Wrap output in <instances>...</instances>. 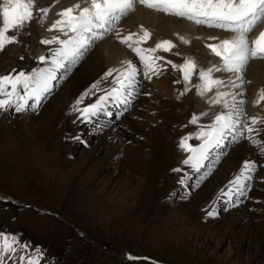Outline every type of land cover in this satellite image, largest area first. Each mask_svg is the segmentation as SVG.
<instances>
[{
    "label": "rangeland",
    "instance_id": "obj_1",
    "mask_svg": "<svg viewBox=\"0 0 264 264\" xmlns=\"http://www.w3.org/2000/svg\"><path fill=\"white\" fill-rule=\"evenodd\" d=\"M29 28L30 26L26 25L22 29H16L17 31L14 30L9 33V35L17 37V42L7 44L5 48L0 50V53H2L0 55V63H4L0 74L5 75L13 70H16V72L21 70L30 72L33 68L41 66L42 62L35 58L36 53H38L36 51L42 46L39 40L41 37L37 36L35 44L33 43L34 40L32 42L27 41L33 32V29ZM14 32L17 33L14 34ZM38 34L40 35L41 33ZM21 36H24V38ZM107 37L104 36L101 40H105ZM98 44L99 42L94 43L87 52L93 51L98 54L102 50L100 48L101 44ZM29 51L31 52L29 53ZM85 61L86 57L84 56L73 68H78ZM71 75L72 72L64 75L61 83L56 85V89L48 96L46 101L50 98L54 101L61 92L63 94L59 96L58 100H62L64 103L67 101L66 97H68L67 92H69L68 86L69 82H71ZM230 76L227 75L228 78ZM147 82L150 83L148 80ZM244 84L242 87L247 89L251 83L247 82V84ZM61 88H64V90L60 91ZM147 88L150 90V87ZM159 91L161 92L159 87L152 90L155 95H159L158 98H155L157 101L151 102L155 104V107H160L159 100H161L160 95L162 93L160 94ZM242 91H245V89H237L235 93H242ZM187 94H192V92ZM194 95L193 99L189 100V105L186 104L188 105V110L190 105L196 111L197 109L205 110L206 104L202 100L197 99V95ZM245 95H238V97ZM92 97L89 99H92ZM140 98L142 99L141 96ZM151 103L150 105L153 106L154 104ZM177 108H174V114L178 113ZM12 112L13 108L0 110V194L13 196L29 205L0 202V221L3 220L4 225L11 223L14 226L24 218L34 217L33 223L26 224V227H24L26 228L24 238H27V241L28 236H30V239H34L35 242L31 244L35 247L39 238L47 240V252L50 254L46 257L44 264H51L54 260L56 255H51V253L60 254L61 252L74 264H150L144 260L136 262L126 261L122 259L121 255L123 253L138 257H151L165 264H186L183 260L174 261L173 259L175 257L173 249L179 245L184 237H186L189 251L201 250L207 256L217 259L218 264H264V183L258 185L262 189L255 190V194L253 193V188L255 189L252 186L253 183L249 184L250 188L246 189L249 195L254 194L256 197H260L261 203H256L250 199L246 200V195H240L238 198L235 195V199L230 201L221 199L218 201L216 214L203 221L204 215L202 212L209 209L205 206V202L213 196L217 189L215 188L216 190L205 200L202 197L204 190L213 184L214 179L221 177L218 175L222 172L220 166L226 154L232 151L237 144H241L243 141L249 142L247 137H245V140L238 141V132L234 133L236 138L231 139L230 137L229 140L232 144H229L230 146L225 152L222 150L225 154L223 153L212 172L198 185L188 184L186 189L181 184L176 191L170 192V188H167L164 192L165 188H162L164 181L162 179L155 187L152 186L153 188L151 189H149L151 187L150 184L145 187L141 186L140 173L137 174V172L144 167L145 163H148L149 149L146 144H135L127 140L124 145L132 146V153L136 152V155L125 154V149H122L120 155L115 157L116 148L118 149V142L115 136H112L111 139L109 138L102 148L95 149L92 157L87 161L79 149L73 152L74 155L72 157L69 155L70 152H67L66 147H64V143L68 141L66 140L68 130L64 129L58 133L57 130L60 127L58 126L53 135H49L41 143L32 146L31 152L28 151L27 153L29 159L24 161L18 155L20 148L17 146L16 138L20 137V135L16 136L11 128ZM132 115L130 117L126 116L124 119L122 115L118 118V122L114 121L111 123L116 127V134L121 131L120 127L127 129L129 121L134 119ZM147 115L156 116L157 112L155 109L154 111L149 109L147 110ZM138 120L140 121V118ZM157 122L160 121L158 120ZM67 125L71 126V119H69ZM123 125L127 126L124 127ZM154 125L155 122H149V127L144 126L143 130L147 131L150 128L152 131L155 128ZM142 127L143 125L140 126V128ZM25 128L30 130L29 135L32 137L33 129L26 126ZM25 128L19 126V132L24 134ZM95 128L97 130L92 135V138L88 140L90 144H85L84 148H89L101 134L102 127L96 126ZM86 129H83L84 133L82 135L88 133L86 131L90 129V126ZM128 131L130 132V130ZM161 134L163 135H161L160 139L168 136V133L165 132ZM140 138L142 140L145 139L143 136H140ZM157 139L156 141H159ZM259 141L261 142L260 146H262L264 140ZM251 144L247 145L250 146ZM226 145L228 146V143ZM172 146L175 150L177 147L175 141H173ZM251 146L254 145L252 144ZM254 149L257 150V148ZM261 153H264V151L259 152V155ZM137 157L141 158L137 159ZM176 157L174 156L175 161L178 159ZM104 160H106V165ZM149 161V163H152L151 160ZM126 163L128 164L126 165ZM119 164L120 166H118ZM159 166L165 167V163L163 162ZM170 168V166L165 168L166 170L161 174L163 178V175L167 173L168 177L166 176V179L168 182H171L174 178ZM261 169L264 168L261 167ZM260 175L264 176V173ZM81 176L84 182L79 187L84 192L89 184L94 183L97 185L95 187L97 196H102L107 204L108 215L106 219L100 220L101 218L97 212L92 210L88 204H85L84 197L79 194H76L65 204H58L57 195L66 186L67 177L75 179ZM203 186H205L204 189ZM168 192L171 193L169 205H166L167 202L161 200L162 202L158 201V208L156 209L157 202H154V197L159 196L160 198L159 194H168ZM183 195L186 196L185 201L182 199ZM162 206L164 211L158 212ZM250 206H254V208ZM37 208L54 212L58 216L54 217L46 214ZM233 209H235L234 213H232ZM212 210L215 211V208ZM221 213L224 214L221 215ZM231 216L237 221H229V223L228 219H231ZM239 219L241 220L239 221ZM189 222L188 228L192 229H190V233L186 232L185 229L186 224ZM28 229H31L30 232L34 236L31 235ZM77 229L81 231L84 235L83 237H78ZM214 232H216L215 235L213 234ZM33 253L34 250H32ZM175 258L178 259L177 257Z\"/></svg>",
    "mask_w": 264,
    "mask_h": 264
},
{
    "label": "snow or ice",
    "instance_id": "obj_2",
    "mask_svg": "<svg viewBox=\"0 0 264 264\" xmlns=\"http://www.w3.org/2000/svg\"><path fill=\"white\" fill-rule=\"evenodd\" d=\"M139 4L157 13L184 19L191 25L204 26L207 28L220 29L231 33V36L219 39L217 43L207 44L206 47L211 54L219 58L218 63L207 68H199L191 57H185L183 63L177 65L171 60L173 70L182 74L184 89L180 95L190 91V84L193 75L198 77L195 84L196 94L205 97L214 93L207 100L209 105H220L222 111L215 115L208 125H198L201 116L193 114L189 124L198 125L194 132L187 133L179 139L178 147L185 153H189L182 161L185 165L199 169L203 162L208 159L210 150L219 147L224 140L234 133L243 135L244 131L249 133L247 139L250 143L260 144L251 134L254 125L261 122L260 117H252L251 125L242 117L244 116V100H238V95L231 89L240 88L245 81L241 73L250 60L264 59V30H261L255 38L248 39V34L262 20H264V0H77L76 3L58 11L56 19L49 25L47 31L56 32L50 39H42L44 45H55L50 48L47 54L37 59L45 66L33 68L30 72L13 70L5 75H0V110L15 108L17 112L23 111L29 100L35 101L36 106L42 97L52 88V82L57 79V72L61 69L69 71L77 64L90 46L96 41L103 39L105 35L112 33L115 24L126 17L134 7ZM34 10L41 13L39 22L46 19L49 8L35 9V0H3L0 3V50L7 44L17 42V37L9 35L16 29H22L34 19ZM177 39L183 44H189L190 40L185 35L175 33ZM151 37V32L140 27L138 32H130L123 37L116 33V39L124 44L134 53L133 60H123L120 67L109 69L102 77L107 80L112 77L111 86L101 89L102 81L92 84L89 89L81 94L75 102L73 111L77 112L79 118L90 121L101 113L112 115L106 112L107 105L112 102L128 105L131 99L139 93L137 77L142 66L143 76L151 79L160 75L163 65L159 62L164 57L157 55L158 51L170 52L176 47L172 40L163 39L158 41L154 47H143ZM217 40V37H208ZM214 73H232L233 77L225 80L216 77ZM115 74V75H114ZM177 80L176 83H180ZM103 92L95 101L86 106L80 107L84 99L95 92ZM264 101V89H260L254 104ZM198 140V146H193L189 141ZM264 151V147H261ZM179 171V169H173ZM255 167L250 161H245L234 178L229 181L227 191L221 190L220 195L232 198L236 195H246L245 189L250 188L247 183L252 179ZM214 211H208V216H213ZM17 247L21 250L28 247L27 244H20L15 236L0 233V252H16ZM125 259L130 262L140 260L150 261L149 257H137L125 254ZM41 251L34 250L33 254L19 256L20 264H40ZM151 264H157L151 261Z\"/></svg>",
    "mask_w": 264,
    "mask_h": 264
},
{
    "label": "bare ground",
    "instance_id": "obj_3",
    "mask_svg": "<svg viewBox=\"0 0 264 264\" xmlns=\"http://www.w3.org/2000/svg\"><path fill=\"white\" fill-rule=\"evenodd\" d=\"M75 1H77V0H35V9L47 7V8H49V12L47 14L46 19H44V21L41 23V22H39V17L42 14L39 12H36L34 10V19L28 24L30 26L29 29H33V32L30 35L31 38L29 36L27 41L32 42L34 40L33 43L35 44L38 33H46L47 32V29H48L47 24L52 23L57 18L55 14L58 11H60V8L65 6V5L70 4L72 2H75ZM1 20H2V17H0V22H2ZM125 20L123 22V24L125 25L124 31H123L124 35H127L130 32H138L141 26H143L144 28L148 29L151 32L150 39L142 45L143 47H146V48L154 47L158 41L163 40V39L172 40L173 43L176 44V47L173 48L170 52L158 51L156 53L157 55L164 57V60H161L159 62L161 65H163L162 73L160 75L153 76L151 79L146 78L148 81H150V83L147 82L146 89L144 91L139 90V93L136 95V98H137L136 101H138V105L142 107V110H137V111L135 110L136 111L135 114L137 117H140V121L134 117V119L132 121L131 120L129 121V124L126 127L127 129H123L120 127L121 131L119 130L120 132L116 134L115 133L116 127L113 124L110 123L108 126H106V122H101L102 119L100 120V116H104V113H101V114H99L98 117L96 116V117L92 118V120L90 122L91 123L90 129L87 128L88 130L86 129L87 130L86 132H88V133L86 135L84 134L81 136V144L79 146H78V141L80 138L78 135L76 136V134L79 131V129L82 128V126L79 127L75 123H73V124L71 123V126L67 125L69 119L74 118V117H70L69 115H67L69 113V110H70V108H69L70 107L69 106L70 101L72 102V100L75 97L80 96L87 89L88 85L93 80L102 78V76L109 69L120 67V65L117 66V63L119 62V60H121V58L124 55H127V57L124 56L123 60H126V59L127 60H133L134 59V53L127 52L121 46V44L118 43V41L112 40L113 38H111V37H107L105 40L97 41V42H99L98 45L101 44L100 48H102V50L98 54L94 53L93 51L90 53L86 52L84 54V56L86 57V61L81 66H78V68L77 67L73 68V66H72L69 71L61 69L57 72V74H59V75L61 74V77H64V75L66 73L70 72V74H71V72H72V75L70 77L71 82H69V86H68L69 92H67L68 97H66L67 101L65 103L62 100H58L59 96H62V94H63V92H61L60 95L58 97H56L57 99L55 98V100L52 101V98H50L49 100L45 101L37 111L35 110V111H29L28 112L27 110L24 109L23 111L17 112L15 110V114L17 115V117H14L13 119H11V128H12V132L16 136L20 135V137L16 138V141L18 142L17 146L20 148L18 150L19 151L18 155L24 161L29 159L27 153H28V151L31 152L32 146L36 145L37 143H41L45 138H48L49 135H53L58 126H60L57 130L58 133L60 131H63L64 129L69 131L68 139L70 142L64 143V147H66L65 148L66 151L73 154L74 151H77V149H79V151H82V153L84 154L83 157L87 161L89 158L92 157L93 151L95 149L97 150L98 148H102L105 145V143H107L108 139L112 138V136H115V139L118 142V149L116 148L117 151L115 152V157H118L120 155L122 149H125L124 150L125 154L127 153V154H133L134 156L136 155V152L132 153V150H133L132 146L128 147V145H124V142L127 140H130L131 143H135V144H142V143H143V145L146 144V146L149 149V153H148L149 156L147 158L148 163H145L144 167L139 169L140 172L139 171L137 172V174L140 173L139 174V177H140L139 180L141 181V186L145 187L148 184H150L151 187L149 189H151V188L155 187L157 185V183H159V181L162 179V181H164V186H165V187L163 186L162 188H165V190H164V192H165L167 190V188L171 189L173 187H176V185L174 183L175 179L173 180V182H172V180H171V182H168V180L166 179L167 173L166 174L164 173L165 175H163V178L161 177L162 172L164 170H166L165 168L169 167L171 164L174 163V154H175L174 151L175 150H174V147L172 146L173 138H174L176 133L181 132V131L179 132L177 130H182L181 128H177L175 126L180 125V124L184 123L185 121H187V123H188V121L190 120V118L192 116H191V114H188L190 109L188 111H186L185 107L189 105V100L193 99V94H189L188 96L183 97L180 101H178L176 99V97L178 99L181 98V96L178 95L179 94L178 91L180 90L178 87L184 86L182 78H180L181 73L177 70H173L170 64H165V61L171 60L174 63L173 59L177 58L178 53L182 52V54H183V52H188V53L191 52L192 54H189V56L193 60H195V62H197L198 67L199 66H206V65L210 66V64L211 65L215 64L214 62L218 61V59H216V57L214 55L209 53L206 45L217 43L219 39L228 38L229 36H231V33L220 30V29L191 25V24H189L188 21H186L184 19H180V18H176V17H172V16H166L163 13L154 12V11L147 9L144 6L139 5V4H137L134 7V9L125 17ZM15 33H17V32H14V34ZM52 33H56V32H52ZM175 33H179L180 35H185L187 38H189L190 43L189 44L181 43L177 39L176 35H174ZM212 36L217 37L218 39L217 40L208 39V37H212ZM21 37L24 38V36H21ZM18 46L20 47V45H18ZM53 47H55V46H52L50 48H53ZM16 48H17V46H16ZM6 49H8V48H6ZM18 50H19V48H18ZM48 51H49L48 49L47 50L45 49V51H43V55H45L47 57ZM6 52H8V51H6ZM6 52H4V54H6ZM13 52H14V50H13ZM30 52L31 51H29V53ZM173 52L176 54L175 56H173ZM26 53H27V51H26ZM26 53H24V54H26ZM1 54L2 53H0V55ZM40 54H42V52H40ZM137 62H138V60L136 61V63ZM3 64L0 63V70H1L2 66H4ZM243 72H244V75L247 77V81L251 83L247 89L245 87H242V86L240 87L241 90L245 89L247 94L249 92H251V94L249 95L250 99L248 100V104L246 105L247 106L246 108L249 107V109H251L252 112H256L257 114L259 113L260 118H261V122H258L254 126L251 125V118L256 117V116H254V114L253 115L249 114V116H247V118H245V119L248 122L249 126L254 127V132H255L254 138L263 141L264 140V101H262L260 104H254L253 101L255 99H257L258 91L260 89H264V59L250 60L249 63L247 64L246 68L243 70ZM57 78L59 79V76H57ZM179 78H180L181 82L176 83V81L179 80ZM242 78H243V80H245L244 76H242ZM137 80H138V78H137ZM111 81L107 80L106 83L102 87H104L105 85H107L106 88L110 87ZM150 85L152 86L151 90H148L147 87H150ZM156 87H159V89L161 90V92L159 91V93L160 94L162 93L160 95L161 100H159L160 101V107H155V104L151 103L152 101H157L155 98L159 97L158 94L155 95L152 92V90H154V88H156ZM240 88L231 89V91L236 92L237 89H240ZM62 89L64 90V88H61L60 91ZM238 91H240V90H238ZM209 94H207V95H209ZM149 95H151V96H149ZM140 96L142 97V99L140 98ZM207 97L211 98V94ZM240 98H241L240 96L237 97L238 100ZM197 99L202 100L204 102V99H200L198 95H197ZM159 101H158V103H159ZM150 103L154 104V105L151 106ZM186 104H188V105H186ZM175 107H178L179 109L177 108L176 110L178 111V113L174 114L173 110ZM205 107H206L205 109H207L210 106L208 104H206ZM153 108L156 110L157 115L156 116L147 115V110L151 109V111H154ZM217 109H218V107L215 110H217ZM215 110H214V113L217 112ZM185 117L187 119H185ZM214 117L215 116H212L209 119V121H207L206 123L202 120H199V121H202L203 123L198 122V125H208L212 122ZM20 120H22V122H20ZM158 120L160 122H157ZM145 121H147L148 123L149 122L150 123L155 122V125H154L155 128L152 131L150 130V128L147 131H144L143 130L144 126L149 127L148 123ZM110 122H113V121H110ZM77 123H78V121H77ZM141 125H143L142 128H140ZM198 125H191V124L189 125L188 124L189 132L196 131L198 128ZM19 126L22 128H25V126H26V127L33 129L32 137L29 135L30 130H28V129L26 130V128H25L24 134L20 133L19 132ZM96 126L102 127L101 134L96 138L94 143L89 148H84L85 144H90V143H88V140L90 138H92V135L97 130L95 128ZM91 128H94V129H91ZM128 130H130V132ZM175 131H177V132L175 133ZM164 132L168 133V136H166V138H164V139L163 138L160 139L161 135H163L161 133H164ZM135 136H138V137H135ZM140 136H143L145 139H143V140L141 138L139 139ZM229 137H231V139H232L233 135H229L228 138ZM156 138H158L157 140H159V141H156ZM229 140H230V138L228 139V141ZM157 142H160V143H157ZM249 143L250 142L243 141L241 144L240 143L237 144L232 151H230L229 153L226 154V157L224 156L225 159L220 166L221 167L220 169L222 170V172L218 175L221 177L218 179L217 178L214 179L213 184L211 183L212 185H210V187H208L207 189L204 190L203 196L200 195L203 197L204 200L206 198H208L209 195H211L214 190L218 189L225 182V180L229 177V175L232 172L233 173L235 172V168L238 166V162L248 161L250 158L252 159L256 156V153L258 151H256L254 148H257V147L251 146V145L248 146ZM176 146H177V144H176ZM222 150H223V148H222ZM146 156H147V154H146ZM140 158L137 157V159H140ZM101 160H103V159H101ZM149 160H151L152 163H149L150 162ZM251 161H253V160H251ZM104 162H105L104 164L106 165V160H104ZM163 162L165 163V167L159 166ZM120 164L118 166H120ZM127 164L128 163H126V165ZM180 168L182 171L188 170V173H191L192 167L189 170V165L182 164ZM132 171H135V170H132ZM113 174H114V172H113ZM67 180H68V182H67L66 186L63 188L62 192L59 195H57L58 196V204H60V205L65 204L66 202L70 201V199H72L76 194H79V195L84 197L85 204H88L92 210L97 212V214L101 218L100 220L107 218V215H108L107 204H106V201L102 198V196H97V190L95 188L97 186L96 184H94V183L89 184V186L85 189V192H84L79 187L80 185H83V182H84V179L82 176L77 177L75 179L67 177ZM162 185H163V182H162ZM207 185H209V184H207ZM204 188H205V186H203V189ZM160 192H162V190H160ZM162 193L159 194L160 198H159V196L154 197V202H157V205L155 206L156 209L158 208V203H159L158 201H161V199L163 197L165 198L167 195V194L162 195ZM163 209H164V207L162 206L160 208V210L159 211L157 210V211L158 212L164 211ZM235 209H237V208H235ZM235 209H233L232 213L235 212ZM244 210H245V207H244ZM210 211H213V210H210ZM236 212H237V210H236ZM223 214L221 213V215H223ZM27 215H30V214H27ZM241 215H243V214H241ZM230 218L231 219H228V222L229 221L230 222L231 221H237V220H234V218L232 216ZM33 220H35L34 217L33 218L27 217V218H24L22 220L23 222L20 221V222L16 223L14 226L11 223H8L7 225H4V226H6V229L16 231L18 229L26 227L25 226L26 224H32ZM240 220L241 219H239V221ZM2 221L3 220H1V223L4 224V222H2ZM184 223H185V221H184ZM189 225H190V222L188 224H186V227H185L186 232H189L191 229V228H188ZM225 225H226V223H225ZM220 227H222V226H220ZM28 230L30 232L31 229H28ZM248 232H249V230H248ZM215 233L216 232H214L213 234L215 235ZM31 234H33V233H31ZM219 235H220V233H219ZM29 237L30 236H28V239H30ZM35 237H36V235H35ZM20 239H23V238H20ZM250 240H251V238H250ZM42 241L38 240V243H43V244H40V247L45 249V246L47 247V244H46L47 240L46 241L44 240L43 242ZM187 245L188 244L186 242V237H184L183 240H181V242L179 243V245H177V247L175 249H173V255L178 258V259H176L175 257H173L174 261H177L180 259V260H183L186 264H218L217 259L207 256L201 250L189 251L187 248ZM2 253H6V252H0L1 256H3ZM60 254H61L60 259L65 261V258L67 259V257L64 256L62 254V252ZM68 260H70V259H68ZM40 264H41V261H40Z\"/></svg>",
    "mask_w": 264,
    "mask_h": 264
}]
</instances>
